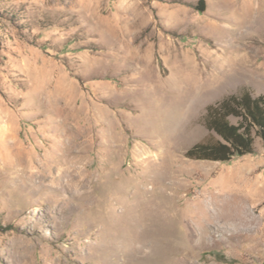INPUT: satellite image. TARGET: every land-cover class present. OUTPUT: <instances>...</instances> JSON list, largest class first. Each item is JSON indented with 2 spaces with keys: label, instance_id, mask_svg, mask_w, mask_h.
I'll return each mask as SVG.
<instances>
[{
  "label": "rangeland",
  "instance_id": "1",
  "mask_svg": "<svg viewBox=\"0 0 264 264\" xmlns=\"http://www.w3.org/2000/svg\"><path fill=\"white\" fill-rule=\"evenodd\" d=\"M199 1L0 0V264H264L255 128L185 155L207 106L264 96V0ZM227 57L248 80L218 87Z\"/></svg>",
  "mask_w": 264,
  "mask_h": 264
},
{
  "label": "trees",
  "instance_id": "2",
  "mask_svg": "<svg viewBox=\"0 0 264 264\" xmlns=\"http://www.w3.org/2000/svg\"><path fill=\"white\" fill-rule=\"evenodd\" d=\"M200 0L197 6H202ZM200 9L199 11H203ZM230 118H235L232 123ZM204 124L209 133L206 140L190 147L185 155L189 159L226 163L235 157L253 153V135L262 140L264 147V96L252 97L248 92L230 95L206 108Z\"/></svg>",
  "mask_w": 264,
  "mask_h": 264
},
{
  "label": "bare ground",
  "instance_id": "3",
  "mask_svg": "<svg viewBox=\"0 0 264 264\" xmlns=\"http://www.w3.org/2000/svg\"><path fill=\"white\" fill-rule=\"evenodd\" d=\"M248 68H249V66L246 63H244V61H239V60H237V59H235L233 57H227L226 60L222 63V65L221 64L219 65V71H218V73H216V74L213 73V76L211 78H212L214 84L216 83V85L218 87L225 86V87H228L229 88V87H231L230 84H231L232 81L248 80V73H247L248 72ZM188 70H189L188 68H183V70L180 69V71L177 72L179 74V76L182 78V81L184 83L186 82V85L189 83V81H191L190 80V77H189V75H190L189 72L192 71V73H194L193 69L192 70H189V71ZM195 71H196V69H195ZM194 74H196V73H194ZM202 82H203V80H202ZM184 88H186V86ZM67 167H69V165ZM69 170H70L69 168H66V169L62 170L63 172H62V175L61 176H69V175H65V174H69ZM104 234L108 238V241H107L108 249H105L106 251H101L102 252V255H104V256H111V257H117L119 255H121V256L123 255L124 256V240L121 237H117L116 235H114L110 230L104 232ZM106 252L108 254H106ZM134 261H136V259ZM122 262H124V261H122Z\"/></svg>",
  "mask_w": 264,
  "mask_h": 264
}]
</instances>
